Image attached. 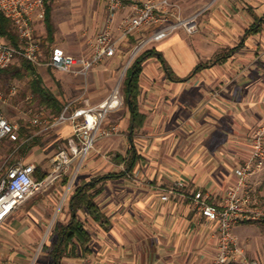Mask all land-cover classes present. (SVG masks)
<instances>
[{"label": "crops", "instance_id": "0c3cea01", "mask_svg": "<svg viewBox=\"0 0 264 264\" xmlns=\"http://www.w3.org/2000/svg\"><path fill=\"white\" fill-rule=\"evenodd\" d=\"M55 1L64 4L62 9L69 16L61 23L55 22L53 7V44L84 58L93 55L95 45L90 47L85 38H79V45L73 46V35L101 32L111 21L117 38L122 22L133 15L137 6L134 0H125L124 7L112 15L109 0ZM176 2L185 16L204 5L208 10L199 18L196 35L182 30L147 48L160 56L144 64L139 98V111L145 117L143 127L133 132L134 119L127 105L112 113L108 124L118 125L121 133L97 143L90 158L95 156L89 158L77 178L80 184L74 187L75 183L71 186L60 181L50 190L36 194L33 202L20 206L13 218L6 220L1 233L18 231L28 213L34 211L41 213L46 225L41 210L51 208L55 202L63 204L66 196L71 214L70 201L75 190L101 178L103 192L96 204L109 224L104 228L86 212H80L79 218L85 220L92 235L90 253L83 256L80 251L78 258H65L62 264L212 263L219 245L217 230L194 209L193 198L202 193L210 204L222 206L228 190L239 185L236 170L251 156V136L264 127V0ZM255 27L260 31L248 35ZM150 32H138L122 40L116 55L108 59L109 65L106 61L93 68L89 86L84 92V86L79 88L82 95L74 107L94 106L107 98L113 91V74L133 51L130 39L138 44ZM37 37L41 40L38 28ZM39 68L36 67L37 74L43 83L45 69L56 71L48 66ZM31 98L35 100L33 94ZM42 111L51 114L44 107ZM36 119L41 121L40 116ZM52 128L54 145L59 149L74 136L71 124ZM25 137L22 142L32 147L38 134ZM178 182L183 186H177ZM46 194L47 198H40ZM246 225L242 222L233 233L243 235L247 229L239 228Z\"/></svg>", "mask_w": 264, "mask_h": 264}, {"label": "built area", "instance_id": "2783aa9c", "mask_svg": "<svg viewBox=\"0 0 264 264\" xmlns=\"http://www.w3.org/2000/svg\"><path fill=\"white\" fill-rule=\"evenodd\" d=\"M124 1L109 0L110 13L113 15L121 10ZM181 11V6L176 0H147L135 6L133 15L122 22L119 37L113 35L111 21L106 24L96 39L91 58L68 54L64 49L56 46L52 48L50 57L46 59L41 40L37 37L36 27L37 24L45 21V1L0 0V13L13 22L21 43L19 47H15L0 39V69H7L16 60L24 59L35 67L48 66L61 73L87 77L94 67L116 55L122 40L128 39L135 33L154 29L151 38L143 43L142 48L151 42L166 40L180 28H185L190 34L195 33L197 30L195 17L183 19ZM4 102V96L0 92V142L18 143L19 128L5 115L2 109ZM74 105L75 102L66 105L52 124V127L71 124L74 136L53 157L45 179L36 181L34 175L37 167L23 163L12 166L0 178V228L20 206L36 194L50 190L66 177L73 186L91 154L96 150L97 143L120 135L121 130L118 125L108 124L109 116L124 105L120 88L100 105L78 108ZM34 124L41 125L42 122L36 119ZM263 168L264 127L254 134L251 156L236 170L239 185L228 190L222 206L210 204L202 193L194 196V209L216 226L219 246L212 264H228L231 257L238 253L237 238L233 233L237 225L242 222L264 220L263 212L251 210L253 202L246 190L241 194L243 188H247V181ZM176 185L183 186L180 182Z\"/></svg>", "mask_w": 264, "mask_h": 264}, {"label": "rangeland", "instance_id": "374dc122", "mask_svg": "<svg viewBox=\"0 0 264 264\" xmlns=\"http://www.w3.org/2000/svg\"><path fill=\"white\" fill-rule=\"evenodd\" d=\"M134 1L135 4L141 5L147 0L143 2H139L138 0ZM63 5L64 4H62L61 2H53L56 19L55 22L57 21L61 23L63 20L65 21L68 19L69 15L67 13H64L65 11H63L62 9ZM181 10L183 19L195 17L197 30L195 33L190 34L185 30V28H180L176 30L172 35H174L176 32L179 33L182 30L190 36L196 35L199 30V18L208 10L207 5L202 6L196 11H192L189 16H185L182 7ZM82 22V20L79 21L80 24ZM39 24H37L36 27L38 28V36L41 37V43H43V41H46L47 37L46 25L45 22H43V26L38 27ZM149 31H152L150 32L149 36L145 35L143 37V40L141 39L138 44L136 40L134 42L133 39H130V43L134 46L133 51L129 55L126 63L121 65L112 76L114 80L113 91L111 92V94L115 90L120 88L122 100L124 102V105L120 109L125 108L126 106L125 80L127 70L152 43H160L151 42L142 48L143 43L149 40L154 33V29ZM99 33L100 30L89 33L87 35L86 33H77L73 35L70 43L73 46H78L79 38H85L87 44L92 47L96 44V39ZM53 47H56V45L48 42L42 45V49L44 51V56L46 59L50 57L49 53L51 52ZM106 61H108V59L104 60L103 62L105 63ZM20 62L21 60H17L14 64L18 65ZM103 62L94 67V69L100 67ZM109 63V61L106 62V65H109ZM94 69L90 71L87 77H81L75 74H62L58 71L45 69L42 74L45 80L44 86L51 94H53L57 98L62 99L64 104L67 103L68 105V103H73L80 99L82 91L79 88L84 86L85 89L83 90V92L86 90V88L89 86V80L91 79V75L93 74ZM30 82L31 77L27 75L22 79L14 78L11 75H3L0 78V90L3 93L5 99L2 109L9 120L13 124L18 126L19 135L21 136V141L18 143L11 144L7 142H0V178L5 175L8 169L19 163H23L24 165L33 164L36 167L40 166L42 170L49 171L48 168L51 167L52 162V160L50 161V156L55 154V152L59 149L58 146L56 147L54 145V140L56 137L54 130L51 127L54 122L52 120V116L50 114H42V106L39 105V102L31 98L32 94L30 89ZM109 96L97 105L104 103L109 98ZM38 116H40L43 123L41 125H34L33 120ZM22 132L24 136H22ZM255 133L256 131L254 132V134ZM36 134H38V138H36L35 142H33L32 148L22 154L21 148L25 145V142H22V138H26L25 136H34ZM254 134L251 136V147ZM27 142L28 141H26V143ZM44 154L46 155V157L44 156ZM40 155H42V157H40ZM94 156L95 155H92L91 158H93ZM95 159L97 160L98 158ZM86 165L87 163L85 164L84 168L86 167ZM79 184V179H76L74 187H77ZM246 193L248 196H250L253 202V204L251 205V210H258L264 213V168L247 181ZM47 196V194L44 197L40 195V198L45 199L47 198ZM36 197L37 196L30 198L27 202L31 200L33 202ZM68 201L69 198L68 196H66V198H63V204L61 203V201L55 202L54 204H51V208L44 207V210H41L43 213V217L47 219L46 225H44V223L42 222L41 213L34 211L32 214L28 213L26 221L22 223V226L18 231L13 232L7 230L5 233L0 232V264H51L52 259L49 253L45 252V246L51 245V243L56 239L54 232L58 222L63 220V222L66 223L69 221V219H71ZM81 217L85 218L86 215L81 214ZM12 218L13 216L10 219ZM11 221L12 220H10L7 224L9 225ZM249 223L251 224H247L246 226L239 228L242 230L247 229L243 235L240 236L234 234V236L237 238L238 253L231 257L228 264H264V220L251 221ZM87 224L88 227H91L89 226V222H87ZM3 227L5 228L4 224L0 228V231H2ZM90 229L93 230L92 227ZM64 264L70 263L69 261H65Z\"/></svg>", "mask_w": 264, "mask_h": 264}, {"label": "trees", "instance_id": "16d2710c", "mask_svg": "<svg viewBox=\"0 0 264 264\" xmlns=\"http://www.w3.org/2000/svg\"><path fill=\"white\" fill-rule=\"evenodd\" d=\"M44 1L46 3L45 24L48 36L46 41H43L42 45L46 42L53 43L56 33L52 20L54 0ZM259 31L260 28L255 27L248 31L247 34H256ZM0 39L15 47L21 45L13 22L3 13H0ZM159 56L160 55L155 50L146 51L142 53L127 70L125 80V101L126 105L130 108L134 119L133 132L139 131L145 122V117L139 111V98L142 93L141 77L144 71V64L151 58ZM18 60H21L18 65L12 64L7 69H0V78L3 75H11L18 79H22L26 75L30 76V89L35 97V101L39 102L40 106L50 110L52 118L58 117L66 105L63 106L61 102L48 91L44 86L43 80L37 74L34 65L24 59ZM163 64L165 65V63ZM166 69L169 75L175 79L173 73L168 68ZM22 136H24L23 132ZM31 148V146L24 145L21 148V153L24 154ZM130 167L131 166L128 165V168ZM47 175L48 172L42 170V168L38 166L34 178L36 181H42ZM62 182L64 185H67L69 180L64 178ZM103 182L104 179L97 178L89 184L87 182L83 183L75 190L70 201L71 220L67 224H57L54 232L56 239L51 245L45 246V251L50 252L52 256V264H62L65 258H78L80 256V251H82L83 256L90 253L92 235L87 229L85 222L79 218L80 212H86L102 227L105 228L108 226V220L96 204L97 197L103 192V187H100ZM245 224L251 223L247 222Z\"/></svg>", "mask_w": 264, "mask_h": 264}]
</instances>
